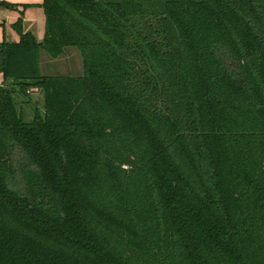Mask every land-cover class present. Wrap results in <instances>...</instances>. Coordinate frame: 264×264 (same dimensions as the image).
Instances as JSON below:
<instances>
[{
	"label": "trees",
	"instance_id": "1",
	"mask_svg": "<svg viewBox=\"0 0 264 264\" xmlns=\"http://www.w3.org/2000/svg\"><path fill=\"white\" fill-rule=\"evenodd\" d=\"M43 7L0 42V264H264V0Z\"/></svg>",
	"mask_w": 264,
	"mask_h": 264
},
{
	"label": "crops",
	"instance_id": "2",
	"mask_svg": "<svg viewBox=\"0 0 264 264\" xmlns=\"http://www.w3.org/2000/svg\"><path fill=\"white\" fill-rule=\"evenodd\" d=\"M0 1H6L8 3L17 5V8L15 9H9L0 6V42L4 40H6L7 42H18L20 40V34L13 26V24L16 23L20 17H22L23 19L24 31L32 33L36 37V40L39 43L43 42L45 36V25H46V14L43 7L44 0H0ZM24 5H28V6L24 7ZM45 52L47 53V55L49 54L44 49H41L40 51V70H41L42 59L45 55ZM57 58L54 59L56 60ZM3 82H4L3 73L0 72V86L3 85Z\"/></svg>",
	"mask_w": 264,
	"mask_h": 264
},
{
	"label": "rangeland",
	"instance_id": "3",
	"mask_svg": "<svg viewBox=\"0 0 264 264\" xmlns=\"http://www.w3.org/2000/svg\"><path fill=\"white\" fill-rule=\"evenodd\" d=\"M49 55V56H48ZM45 52V55L41 63V73L46 76L51 75H72L78 76L83 73V58L81 52L73 46L66 47L64 49L63 55H60L56 60ZM19 106L22 108L24 117L27 120H30L34 115V106L35 104L40 107L43 106V93L37 90L31 93L30 100L21 104ZM15 164L18 168L19 175L21 176V168L25 162V157L19 153L15 156ZM24 186V181L20 179V188Z\"/></svg>",
	"mask_w": 264,
	"mask_h": 264
},
{
	"label": "water",
	"instance_id": "4",
	"mask_svg": "<svg viewBox=\"0 0 264 264\" xmlns=\"http://www.w3.org/2000/svg\"><path fill=\"white\" fill-rule=\"evenodd\" d=\"M46 26V25H45Z\"/></svg>",
	"mask_w": 264,
	"mask_h": 264
}]
</instances>
